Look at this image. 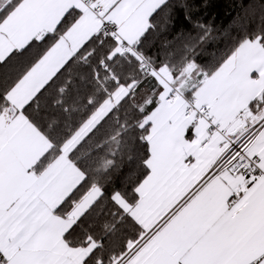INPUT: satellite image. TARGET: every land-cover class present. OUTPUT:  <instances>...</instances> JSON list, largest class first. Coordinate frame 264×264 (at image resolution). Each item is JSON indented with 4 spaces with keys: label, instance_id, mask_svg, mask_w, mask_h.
Returning a JSON list of instances; mask_svg holds the SVG:
<instances>
[{
    "label": "snow or ice",
    "instance_id": "obj_1",
    "mask_svg": "<svg viewBox=\"0 0 264 264\" xmlns=\"http://www.w3.org/2000/svg\"><path fill=\"white\" fill-rule=\"evenodd\" d=\"M208 7L0 0V264H264V0Z\"/></svg>",
    "mask_w": 264,
    "mask_h": 264
},
{
    "label": "trees",
    "instance_id": "obj_2",
    "mask_svg": "<svg viewBox=\"0 0 264 264\" xmlns=\"http://www.w3.org/2000/svg\"><path fill=\"white\" fill-rule=\"evenodd\" d=\"M209 7L202 10L198 15H203L204 19L210 22L215 31L213 35L216 37L214 43H210L204 49L202 56L204 59H209V53L217 48H223L230 38L236 35V27L233 25V18L239 11L240 5L248 4L252 0H207ZM207 13L204 15V13ZM3 70H0L2 72Z\"/></svg>",
    "mask_w": 264,
    "mask_h": 264
}]
</instances>
